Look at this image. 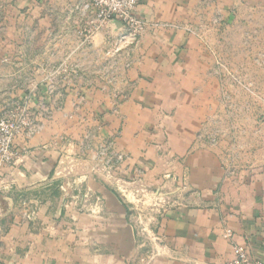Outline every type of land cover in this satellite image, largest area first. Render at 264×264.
<instances>
[{
    "label": "crops",
    "instance_id": "crops-1",
    "mask_svg": "<svg viewBox=\"0 0 264 264\" xmlns=\"http://www.w3.org/2000/svg\"><path fill=\"white\" fill-rule=\"evenodd\" d=\"M138 1V44L116 59L114 81L86 86L119 25L83 42L80 0H0V118L17 107L38 128H23L0 166V264H231L235 247L264 263V163L236 174L211 161L190 167L182 195L162 177L180 169L165 154L186 116L173 110L194 43L183 26L216 8L225 21L232 7L256 15L264 0ZM35 35L60 48L33 47ZM41 55L74 56L75 79L49 94ZM107 141L113 151L97 152ZM143 161L154 168L143 173Z\"/></svg>",
    "mask_w": 264,
    "mask_h": 264
},
{
    "label": "rangeland",
    "instance_id": "rangeland-1",
    "mask_svg": "<svg viewBox=\"0 0 264 264\" xmlns=\"http://www.w3.org/2000/svg\"><path fill=\"white\" fill-rule=\"evenodd\" d=\"M206 12L211 16L203 14L208 19L201 17V24L190 25L189 29L188 25L183 26L186 33L194 37V43L190 45L192 55L189 71L174 77L178 78L173 89L178 103L173 104V110L185 112L186 116L180 119L177 134L169 137L165 155L168 162L179 158L180 169L178 175L170 169L162 177L168 176L164 181L172 180L181 195L189 192L190 167H201L211 161L220 166V171L236 174L264 163V9H256L255 13H259L253 15L251 11L244 14L232 7L226 11V21L217 8ZM2 29L9 31L7 25ZM31 45L60 48V41L35 35ZM6 46L11 47V40ZM105 53L102 54L103 64L91 76L93 78L86 80V86L96 85L97 80L105 84L116 79L114 68L120 55L111 58ZM36 58L37 67H42L44 60L48 61V71L37 73V79L45 80L47 89L44 90L49 94L54 92L56 80L75 79L74 56L41 55ZM99 90L105 91L104 88ZM22 101L24 105L19 107L25 109L28 100ZM16 109L14 107L0 121ZM81 122L83 127L91 123L89 120ZM113 149L114 145L107 141L97 152L107 154ZM193 156L195 158H191ZM153 168L152 163L143 161L140 169L147 173Z\"/></svg>",
    "mask_w": 264,
    "mask_h": 264
},
{
    "label": "built area",
    "instance_id": "built-area-1",
    "mask_svg": "<svg viewBox=\"0 0 264 264\" xmlns=\"http://www.w3.org/2000/svg\"><path fill=\"white\" fill-rule=\"evenodd\" d=\"M138 4V0H80L75 10L85 20V27L80 31L82 41H89L106 25L116 23L120 27L119 32L113 38L110 49L105 54L115 58L128 52L131 47L138 44L145 28L144 23L135 16ZM77 68L78 66L74 65L75 72H77ZM23 128H27L31 135L38 131V128L33 125L28 126L27 120L19 109H16L15 113H12L7 119L0 121V166L13 162L15 153L12 150V143ZM226 235L231 238L229 231H226ZM234 254L235 258L231 264H249L251 262L247 254L238 247L234 248ZM252 264L264 263L256 261Z\"/></svg>",
    "mask_w": 264,
    "mask_h": 264
}]
</instances>
